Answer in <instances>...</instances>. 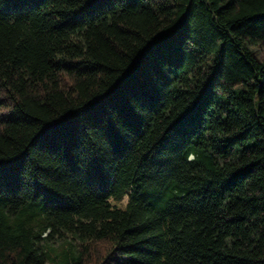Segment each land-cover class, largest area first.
<instances>
[{"label":"trees","instance_id":"obj_1","mask_svg":"<svg viewBox=\"0 0 264 264\" xmlns=\"http://www.w3.org/2000/svg\"><path fill=\"white\" fill-rule=\"evenodd\" d=\"M0 264H264V0H0Z\"/></svg>","mask_w":264,"mask_h":264},{"label":"rangeland","instance_id":"obj_2","mask_svg":"<svg viewBox=\"0 0 264 264\" xmlns=\"http://www.w3.org/2000/svg\"><path fill=\"white\" fill-rule=\"evenodd\" d=\"M126 202V199L124 200V202L123 203H125ZM115 204H118V202H116ZM120 204V203H119ZM123 205V204H122Z\"/></svg>","mask_w":264,"mask_h":264}]
</instances>
